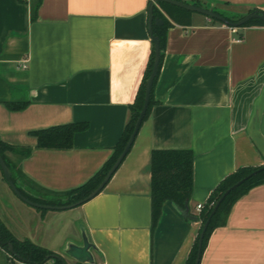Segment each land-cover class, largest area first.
Instances as JSON below:
<instances>
[{
    "label": "crops",
    "instance_id": "1",
    "mask_svg": "<svg viewBox=\"0 0 264 264\" xmlns=\"http://www.w3.org/2000/svg\"><path fill=\"white\" fill-rule=\"evenodd\" d=\"M33 1L0 0V140L32 149L20 163L28 180L67 192L103 167L124 131L152 49L153 0H42L32 21ZM197 1L227 15L264 11V0ZM231 28L195 13L191 25L169 29L158 103L91 201L42 213L14 193L0 169V220L9 231L69 264L76 261L65 250L81 245L84 233L97 248L93 264H186L201 228L197 206L239 168L264 165V26ZM6 103L28 105L13 111ZM71 123L88 124L72 149L37 148L32 132ZM154 150L194 153L191 200L184 208L165 203L155 226ZM200 264H264V184L234 205Z\"/></svg>",
    "mask_w": 264,
    "mask_h": 264
},
{
    "label": "trees",
    "instance_id": "2",
    "mask_svg": "<svg viewBox=\"0 0 264 264\" xmlns=\"http://www.w3.org/2000/svg\"><path fill=\"white\" fill-rule=\"evenodd\" d=\"M25 2V0H19ZM187 4H192L201 8L212 9L221 14L228 24H234L241 20L245 15H227L220 12L217 8L209 5L206 2L176 0ZM42 0H34L31 4V20H37L38 10L41 6ZM264 11L253 9L249 13ZM248 13V14H249ZM195 13L177 7L175 5L158 1L153 6V34L159 39L161 48V58L159 65V72L155 78L154 87L151 93V99L148 111L146 113L144 122L150 117L151 111L157 101L154 97V88L161 72L164 55L167 45L168 31L175 24L181 26H189L193 23V15ZM157 20H162L161 25H156ZM214 22L217 20L211 19ZM222 23V22H220ZM227 25V24H225ZM229 26V25H228ZM264 26V22L259 20H252L241 28ZM231 27V26H230ZM155 48L152 43V49L145 69L143 78L135 95L133 103L129 106V117L124 128V131L113 148L111 157L105 162L103 167L85 184L67 192H52L38 187L35 183L28 180L22 173L20 163L28 158L31 153V148H17L8 145L0 140V154L3 157L6 165L11 170L12 181L16 185L18 191L26 199L41 205H49L53 207H62L75 204L89 195H91L106 178L118 157L123 152L125 146L134 131L136 122L139 118L140 112L143 109L146 85L154 68L155 63ZM28 103H6V106L13 111L24 109ZM87 123H71L67 125L50 127L34 131L31 134L37 139L38 149L47 150H70L73 148L74 137L77 133L83 132L87 129ZM9 154H12L16 159H11ZM259 171L255 176L241 184L237 189L232 190L221 202L217 212L212 216L210 223L205 232L202 254L205 252L209 239L213 232L221 227H225L228 223V218L234 205L245 196L253 188L264 184V165L260 167H242L237 171L227 176L209 197L207 203L203 206L201 213L196 215L201 222L199 234L195 240L192 250L189 254L186 264H196L198 256V243L200 235L203 231L204 225L210 219L213 210L225 193L230 190L236 183L252 174ZM151 173V199H152V215L153 225L155 226L161 216L162 209L165 203L173 202L181 208L188 205L191 200L194 189V153L192 150H154L151 155L150 164ZM5 179V177H4ZM6 180V179H5ZM37 188L42 193L41 196L33 195L29 192V188ZM40 212L46 213L47 210L37 208ZM9 245L13 247L14 254L8 250ZM0 252L6 256V264H48L53 261V264H69L60 255L51 252L43 247H40L28 239H17L0 220ZM82 264V263H74Z\"/></svg>",
    "mask_w": 264,
    "mask_h": 264
},
{
    "label": "water",
    "instance_id": "3",
    "mask_svg": "<svg viewBox=\"0 0 264 264\" xmlns=\"http://www.w3.org/2000/svg\"><path fill=\"white\" fill-rule=\"evenodd\" d=\"M158 1H163L172 5H175L177 7L183 8L185 10H188L190 12L193 13H197L200 15H203L209 19H214L217 20L219 22H222L224 24L229 25V27L231 26L232 28H241L243 27L245 24H247L248 22L252 21V20H259L264 22V13H259V12H252L249 14H246L241 20H239L238 22L234 23V24H228L226 19L219 13L215 12L212 9H207V8H201L192 4H187L184 2H180V1H176V0H153L149 6V31H150V35H151V40L152 43L154 44V48H155V63H154V68L153 71L151 73V76L149 77L148 81H147V85H146V96H145V102H144V106L142 111L140 112L139 118L136 122L134 131L129 139V142L127 143V145L125 146L123 152L121 153V155L118 157L116 163L114 164V166L112 167V169L110 170V172L108 173V175L106 176V178L103 180V182L99 185V187L91 194L89 195L87 198L72 204V205H68V206H62V207H53V206H49V205H41L38 203H34L28 199H26L25 197H23L21 195V193L18 191L16 185L13 183L12 181V174H11V170L9 169V167L6 165L3 157L0 154V169L3 173V176L5 177L7 183L9 184V186L11 187V189L14 191V193L25 203H27L28 205H31L35 208H40V209H45V210H69V209H73L79 206L84 205L85 203L91 201L93 198H95L97 195H99L104 188L106 187V185L109 183V181L111 180V178L113 177V175L116 173V171L119 169V167L121 166V164L123 163V161L125 160V158L127 157V155L129 154L131 148L133 147L135 140L139 134V131L144 123V119L146 116V113L148 111L149 108V104H150V99H151V93L154 87V82H155V78L159 72V65H160V58H161V48H160V42L159 39L157 37L154 36L153 34V24H154V18H153V6L154 4H156ZM163 23L162 20H157L155 22L156 25H161ZM259 171H255L252 174L248 175L247 177H245L244 179H242L241 181H239L238 183H236L230 190H228L225 195L220 199V201L217 203V205L215 206L213 213L210 217V219L207 221V223L204 225L203 231L200 235V239H199V243H198V256L196 259V264H200L201 263V254H202V247H203V240H204V236H205V232L207 230V227L210 223V220L212 218V216L217 212L221 202L224 200V198L232 191L237 189L241 184H243L244 182H246L247 180H249L250 178H252L253 176H255ZM182 213L187 215L188 214V210H182ZM8 250L11 254H14V250L13 247L11 245H9ZM97 248L96 246L89 240V237L84 233L82 235V244L81 245H76L74 243H70L67 246V249L65 250V254L67 256H69L71 259L75 260L78 263H82V264H93L94 263V255L93 252L96 251Z\"/></svg>",
    "mask_w": 264,
    "mask_h": 264
},
{
    "label": "built area",
    "instance_id": "4",
    "mask_svg": "<svg viewBox=\"0 0 264 264\" xmlns=\"http://www.w3.org/2000/svg\"><path fill=\"white\" fill-rule=\"evenodd\" d=\"M232 29V32L233 33H237L238 32V28H231ZM240 39H238V41H239ZM25 68H26V66H25ZM203 206L204 205H202V204H199L198 206H197V211H198V213L200 214L201 213V210L203 209Z\"/></svg>",
    "mask_w": 264,
    "mask_h": 264
},
{
    "label": "rangeland",
    "instance_id": "5",
    "mask_svg": "<svg viewBox=\"0 0 264 264\" xmlns=\"http://www.w3.org/2000/svg\"><path fill=\"white\" fill-rule=\"evenodd\" d=\"M220 12H223V11H220ZM5 259H6V256H5Z\"/></svg>",
    "mask_w": 264,
    "mask_h": 264
}]
</instances>
